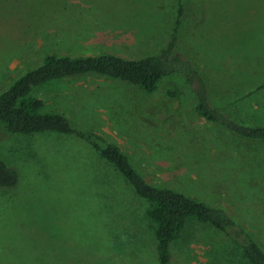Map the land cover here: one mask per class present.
Listing matches in <instances>:
<instances>
[{
    "label": "rangeland",
    "instance_id": "374dc122",
    "mask_svg": "<svg viewBox=\"0 0 264 264\" xmlns=\"http://www.w3.org/2000/svg\"><path fill=\"white\" fill-rule=\"evenodd\" d=\"M18 3L25 9H0V92L50 53L140 57L156 50L176 8V0ZM186 3L182 53L204 72L213 99L225 100L224 111L264 123V89L257 90L264 81V0ZM36 93L46 111H62L118 144L153 183L224 208L264 248V141L201 118L183 79L166 78L147 93L88 74ZM0 158L19 173L16 186L0 188V264H159L146 204L81 140L0 128ZM172 253L171 264H249L222 231L201 222L190 224Z\"/></svg>",
    "mask_w": 264,
    "mask_h": 264
},
{
    "label": "trees",
    "instance_id": "16d2710c",
    "mask_svg": "<svg viewBox=\"0 0 264 264\" xmlns=\"http://www.w3.org/2000/svg\"><path fill=\"white\" fill-rule=\"evenodd\" d=\"M186 5V0H176L175 16L169 24L165 42L143 56L132 57L109 51L45 55L36 66L0 92V128L13 135L55 132L74 137L91 147L97 158L99 155L112 166L110 168L114 172L117 171L128 181L126 184L141 201L135 195L134 199L146 204L147 217L154 224L159 264H171L172 245L183 239L192 222H201L222 231L241 249L249 264H264L262 245L247 227L241 225L224 208L210 206L204 200L171 186L153 183L136 168L118 144L96 130L75 123L62 111H46L45 100L36 93L38 88L49 83L88 74L131 83L147 93L155 92L166 78L180 77L195 95V112L201 118L244 139L264 141V123L250 124L224 111L219 104L225 103V100L213 99L211 88L214 87L209 84L204 72L182 53L179 44ZM101 7L103 11L110 10L108 3ZM129 7L130 10L135 9L137 4L129 3ZM4 8L11 14L25 9L18 0H0V9ZM262 89L264 81L257 86V90ZM167 94L171 98L178 96L176 90H168ZM18 181V171L0 158V188H12Z\"/></svg>",
    "mask_w": 264,
    "mask_h": 264
}]
</instances>
